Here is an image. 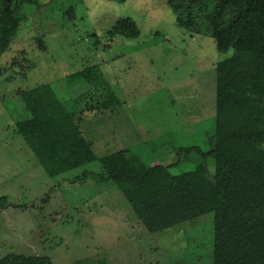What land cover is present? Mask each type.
<instances>
[{
	"label": "rangeland",
	"instance_id": "1",
	"mask_svg": "<svg viewBox=\"0 0 264 264\" xmlns=\"http://www.w3.org/2000/svg\"><path fill=\"white\" fill-rule=\"evenodd\" d=\"M38 2L0 57L4 68L22 50L34 65L12 81L6 80L11 73L0 76V198L8 200L0 204V259L19 253L48 256L53 264H212V212L128 240L134 215L114 185L89 176L96 163L48 177L12 131L27 117L19 89L48 83L63 94L69 75L98 66L124 114L108 125L105 136L86 134L96 156L116 146L141 155L140 142L155 143L168 166L175 157L172 146L208 149L203 133L216 122L214 68L231 52L221 54L211 38L180 29L166 0ZM119 19L136 22L138 38L108 40L106 32ZM38 37L46 52L38 49ZM188 157L170 169L172 175L200 161L194 152ZM209 171L214 174L213 167Z\"/></svg>",
	"mask_w": 264,
	"mask_h": 264
},
{
	"label": "trees",
	"instance_id": "2",
	"mask_svg": "<svg viewBox=\"0 0 264 264\" xmlns=\"http://www.w3.org/2000/svg\"><path fill=\"white\" fill-rule=\"evenodd\" d=\"M166 1L180 29L211 38L221 54L231 52L214 68L216 122L203 133L207 150L172 146L175 157L168 166L162 165L166 158L156 152L155 143L140 142L141 155L128 146H113L116 149L97 157L86 134L94 139L105 136L108 125L124 114L98 66L69 75L63 94L57 95L48 83L19 89L27 117L15 122L12 132L48 177L96 163L97 171H88L89 176L114 185L134 215L128 240L212 212V264H264V0ZM38 8V0H0V57L19 34L21 23ZM139 35L131 19H119L106 32L110 41ZM36 44L47 51L39 37ZM18 53L0 68L1 77L11 73L7 81L24 77L34 66L25 51ZM192 152L200 159L194 168L172 175L170 169L188 162ZM7 201L0 198L2 206ZM0 264L53 262L48 256L18 253L1 258Z\"/></svg>",
	"mask_w": 264,
	"mask_h": 264
}]
</instances>
